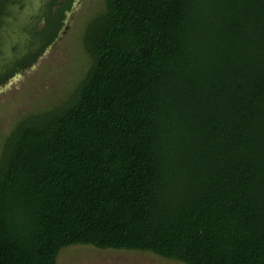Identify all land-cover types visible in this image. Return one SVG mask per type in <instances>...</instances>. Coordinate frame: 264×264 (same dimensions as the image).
Wrapping results in <instances>:
<instances>
[{
  "label": "trees",
  "instance_id": "trees-1",
  "mask_svg": "<svg viewBox=\"0 0 264 264\" xmlns=\"http://www.w3.org/2000/svg\"><path fill=\"white\" fill-rule=\"evenodd\" d=\"M103 1L68 97L2 139L0 264L75 245L264 264V0ZM41 2L0 0V55L21 36L23 69L76 0Z\"/></svg>",
  "mask_w": 264,
  "mask_h": 264
},
{
  "label": "rangeland",
  "instance_id": "rangeland-1",
  "mask_svg": "<svg viewBox=\"0 0 264 264\" xmlns=\"http://www.w3.org/2000/svg\"><path fill=\"white\" fill-rule=\"evenodd\" d=\"M29 1L34 6L42 3L41 0ZM103 5V0L76 1L72 11L66 14L64 31L54 45L46 49L36 64L25 67L20 75L0 87V145L24 115L47 110L68 97L89 64L81 45L84 26L102 10ZM16 39L11 34L6 41L10 43ZM55 264L182 263L147 252L99 250L92 246L75 245L60 250Z\"/></svg>",
  "mask_w": 264,
  "mask_h": 264
},
{
  "label": "flooded vegetation",
  "instance_id": "flooded-vegetation-1",
  "mask_svg": "<svg viewBox=\"0 0 264 264\" xmlns=\"http://www.w3.org/2000/svg\"><path fill=\"white\" fill-rule=\"evenodd\" d=\"M78 1V0H76ZM75 4V3H74ZM39 6V7H38ZM38 6H35L36 9L40 8L41 4ZM37 14V13H36ZM18 21L21 22V18L18 17ZM18 21H15L12 23L11 27L13 32L15 31V34L19 32L20 23ZM14 34V33H11ZM17 39L15 42H11L7 44V46L4 47L5 55H1L0 57V87L7 85L10 83V81L16 76L20 75V72L23 70V68H20V66H15V60L12 58V56H15V59L17 58V54L19 53H26L25 49H23V38L21 36H16ZM29 47V46H28ZM27 47V48H28ZM13 48H16L14 51ZM18 64V63H17ZM19 65V64H18ZM7 68V69H5ZM12 72L11 75L7 76L9 72Z\"/></svg>",
  "mask_w": 264,
  "mask_h": 264
}]
</instances>
